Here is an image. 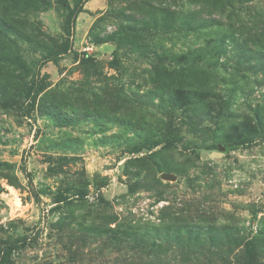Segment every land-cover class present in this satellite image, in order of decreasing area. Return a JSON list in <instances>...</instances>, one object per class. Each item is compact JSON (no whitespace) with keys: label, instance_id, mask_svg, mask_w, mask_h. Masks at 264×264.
Segmentation results:
<instances>
[{"label":"rangeland","instance_id":"obj_1","mask_svg":"<svg viewBox=\"0 0 264 264\" xmlns=\"http://www.w3.org/2000/svg\"><path fill=\"white\" fill-rule=\"evenodd\" d=\"M186 60L225 77L219 120L156 106ZM263 66L264 0H0V264L235 263L214 242L264 226Z\"/></svg>","mask_w":264,"mask_h":264},{"label":"trees","instance_id":"obj_2","mask_svg":"<svg viewBox=\"0 0 264 264\" xmlns=\"http://www.w3.org/2000/svg\"><path fill=\"white\" fill-rule=\"evenodd\" d=\"M199 18L200 14L196 11L188 12L186 14L187 24L190 25L192 23H196V20ZM222 46V44L219 45L220 48ZM111 62H113V60ZM180 66L185 70L184 73L180 75L172 74L171 76H167L164 80H162V90L154 91L158 100L157 103H155L156 106H162L164 105L163 103L165 101H168L172 105L170 107V112L168 110L169 113L167 117L169 118L175 107H181L184 111H193V116H195L196 119H201L202 116H207V118L214 117L216 118V120H219V118L223 117L225 114V109L226 107H228L227 104L230 101L232 95L230 94L226 98H224L222 97V94L216 96L215 91L212 90V87L214 89L213 84H217V80L223 81L225 78L219 75L218 70L216 69L217 67L213 64L208 65V67H201L197 65V62L190 61L189 63H187V60L184 61ZM232 78L233 76L230 75V82L234 83L235 79ZM166 94L167 99H165ZM152 102L154 103V101ZM254 117L256 119L258 132H264V117H262V115H260V113L258 112L255 113ZM155 123L157 124V120L155 121ZM163 123L165 126V132L160 133L162 139H154L155 136L149 132L148 135L144 137L145 139L142 141L144 144L143 146L154 147L160 142H166L168 144L173 143V131L167 134L171 126V121L169 120ZM253 134V131L246 129L240 135V139L244 140L245 138L250 137ZM236 137L238 138L237 135ZM233 140H235V137L233 138ZM215 146V144L207 145L205 148L212 149L215 148ZM132 150L135 149H131V151L129 152H134ZM128 160L129 159L124 162V167L128 165ZM260 221L263 222V219ZM124 227L126 230L134 228L133 225H126ZM228 228L229 227L227 226L220 227V229L224 230V233L219 238L220 241L214 243H221L222 245L237 249L236 253L231 256L230 261L235 258V260H233L235 263L233 264H264V226L260 227L259 230L255 233H249L248 235L239 233L238 230H230V232H228L226 231ZM194 230L195 227L192 226L189 230V234L185 236L189 240H194L193 242L197 240V237H194L196 236L194 235ZM209 239L212 242L214 241L215 237L211 236L209 237ZM6 246H12V244L8 243L6 244ZM223 252L225 254L221 255V257L226 261V257L229 254V251L224 250Z\"/></svg>","mask_w":264,"mask_h":264},{"label":"water","instance_id":"obj_3","mask_svg":"<svg viewBox=\"0 0 264 264\" xmlns=\"http://www.w3.org/2000/svg\"><path fill=\"white\" fill-rule=\"evenodd\" d=\"M160 177L167 180L174 179V175L172 173H161Z\"/></svg>","mask_w":264,"mask_h":264}]
</instances>
